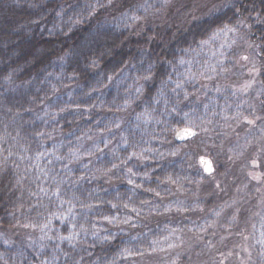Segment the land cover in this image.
I'll list each match as a JSON object with an SVG mask.
<instances>
[{
  "label": "trees",
  "instance_id": "1",
  "mask_svg": "<svg viewBox=\"0 0 264 264\" xmlns=\"http://www.w3.org/2000/svg\"><path fill=\"white\" fill-rule=\"evenodd\" d=\"M149 1L0 0V264L7 237L22 233L35 242L21 264H145L167 234L199 231V210L217 213L214 180L182 150L195 137L178 142L174 132L212 128L222 144L242 117L264 115V0L157 17ZM225 28L242 35L255 75L209 59ZM212 147L206 155L220 160ZM262 201L251 229L232 234L251 240L243 264H264ZM185 209L197 226L178 224Z\"/></svg>",
  "mask_w": 264,
  "mask_h": 264
},
{
  "label": "rangeland",
  "instance_id": "2",
  "mask_svg": "<svg viewBox=\"0 0 264 264\" xmlns=\"http://www.w3.org/2000/svg\"><path fill=\"white\" fill-rule=\"evenodd\" d=\"M214 2L215 0H150L148 9L154 15L153 17L159 16L160 12L161 14L166 13L168 8H174L178 11L179 8L187 7L188 12L197 13V9L200 7ZM209 42L212 43V50L207 51L209 52V59L214 58V54H221L229 62L236 60L240 68L253 67L252 70H248L250 71L248 73L256 74L257 61L252 57L253 55L250 53L246 43L244 45L242 35L237 30L225 28L218 31ZM255 84L254 80H251L241 84L237 83L233 88L240 92L250 89ZM245 103V101L242 102L243 105ZM248 120H253L254 123L249 124ZM240 124L246 125V127L241 125L243 127L242 132L237 131V126ZM258 125L262 126L256 128ZM211 129H208L210 131L206 130V132L197 128L195 139L182 146V150L184 153L191 154L194 157L191 164L194 166L197 163L201 170L199 158L203 155L211 159L213 171L207 175L211 177V180H214L218 195H220V200H218L220 203L216 204L217 213L213 216L205 217V211L199 210L198 213L200 215H197L196 220H201V223H198L200 230L190 233L189 229H187L186 232L172 231L170 235L167 234L166 238L162 240L163 244L155 246L153 250L146 254L148 257L144 259L145 264H171L173 261L183 257L203 262L217 259L219 264H223L228 260L243 264L247 260L245 253L248 252L247 245L251 241L250 238L246 239L245 236H242V240L240 237L236 240L232 238V234L240 231L242 235L248 227L251 229L253 217L256 215V206L263 202L262 199L264 200V115L242 117L233 126L234 134L231 135L232 131L229 132V134L231 133L230 137H227L226 140H228L222 144L218 142L215 145L214 140H210V137H214ZM246 129L252 130L251 136L247 139L244 137ZM229 134L227 133V136ZM239 137L242 138L240 139ZM222 139H225V135L222 136ZM101 141L102 146H106L105 148L108 151L116 148L111 142L112 140L107 137H102ZM94 142L95 139H91V146L95 145ZM212 145L214 146L212 147ZM208 146L212 147L215 155L220 152V160H216L217 163L211 157V154L206 155V147ZM229 152L237 157H242V162H238L235 166L234 162H232L234 161L232 160L233 157H228ZM222 153L225 154L224 161ZM229 160L234 166L230 165ZM218 166H220L219 171L216 169ZM254 177H258V179ZM183 212V221H179L178 224L182 222L187 224L188 221V224L198 225L195 219H189L191 217L188 216V212L186 213V209ZM239 218L241 220L246 219L243 225L242 222H239ZM234 219H236L235 222H233ZM199 233L200 236H198ZM34 242L35 237L31 234L22 233V236H8L6 242L7 250L1 256V260H4L5 264H21V260L27 256ZM194 249L197 252L191 254L190 250ZM206 249L209 250V255L202 256ZM28 264L38 263L28 262Z\"/></svg>",
  "mask_w": 264,
  "mask_h": 264
},
{
  "label": "water",
  "instance_id": "3",
  "mask_svg": "<svg viewBox=\"0 0 264 264\" xmlns=\"http://www.w3.org/2000/svg\"><path fill=\"white\" fill-rule=\"evenodd\" d=\"M191 133V134H189ZM193 135H195V130L189 127H184L181 129H178L174 133V139L178 142L185 141L189 138H191ZM199 162L201 164L202 170L205 174H209L213 171V167L211 164V161L208 157L202 156L199 158ZM210 168L211 171H207L206 169Z\"/></svg>",
  "mask_w": 264,
  "mask_h": 264
},
{
  "label": "snow or ice",
  "instance_id": "4",
  "mask_svg": "<svg viewBox=\"0 0 264 264\" xmlns=\"http://www.w3.org/2000/svg\"><path fill=\"white\" fill-rule=\"evenodd\" d=\"M245 59H247L246 57H245ZM257 119H259V117H257ZM249 124H253L254 123V121L253 120H248L247 121ZM189 134H191V133H189ZM207 171H211V169L210 168H208V169H206ZM254 178H257L258 179V177H254Z\"/></svg>",
  "mask_w": 264,
  "mask_h": 264
}]
</instances>
